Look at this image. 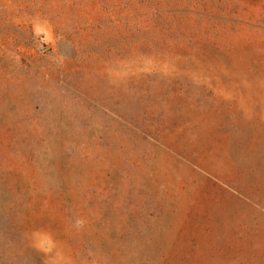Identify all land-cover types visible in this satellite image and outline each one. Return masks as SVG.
Segmentation results:
<instances>
[{
	"label": "rangeland",
	"instance_id": "rangeland-1",
	"mask_svg": "<svg viewBox=\"0 0 264 264\" xmlns=\"http://www.w3.org/2000/svg\"><path fill=\"white\" fill-rule=\"evenodd\" d=\"M0 264H264V0H0Z\"/></svg>",
	"mask_w": 264,
	"mask_h": 264
},
{
	"label": "crops",
	"instance_id": "crops-1",
	"mask_svg": "<svg viewBox=\"0 0 264 264\" xmlns=\"http://www.w3.org/2000/svg\"><path fill=\"white\" fill-rule=\"evenodd\" d=\"M224 125H226V114H224ZM224 165L226 166V150L224 148ZM214 179H217V177H214ZM222 181H223V187L222 188V192H221V195H222V203L219 204L221 206V211L219 212L218 210V213H217V220H221L222 221V226L224 228V240L226 242V175L223 176L222 178ZM219 205H217L218 207H220Z\"/></svg>",
	"mask_w": 264,
	"mask_h": 264
}]
</instances>
